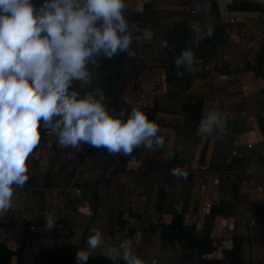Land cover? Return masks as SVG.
<instances>
[{
	"label": "rangeland",
	"instance_id": "obj_1",
	"mask_svg": "<svg viewBox=\"0 0 264 264\" xmlns=\"http://www.w3.org/2000/svg\"><path fill=\"white\" fill-rule=\"evenodd\" d=\"M125 15L130 24L138 18L127 10ZM137 26L139 30L133 34L132 45L136 52L135 58L119 54L118 65L112 68L108 65L107 69L100 66L103 61L100 59L99 67L93 70L92 83L80 85L77 82L75 85L81 96L89 95L103 101L116 114L121 109L127 112L133 107L137 108L133 101L138 98V89L141 87L140 73L148 66L161 64L157 59L154 63H146L142 58L144 51L139 48L136 35L144 33L147 26ZM173 33L174 31L169 30L167 37H164L169 45L173 44L174 38L180 36L179 33ZM164 49L170 51L167 46ZM186 76L187 72H184L183 78ZM177 97L170 103L171 106L165 100L162 104L156 97L158 99L155 105L145 110L149 119H155L158 123L159 134L165 137L163 149L148 150L141 147L134 149L130 156L115 154L113 157L104 148H95L96 151L90 154L89 147L83 146L76 152L74 163H70V176L79 177L69 181L64 179L63 184H60L61 190L57 193L59 192V196L67 195V199L55 208L56 214H59L57 224L52 230H46L47 237L52 233L54 238L58 240L61 237L62 240L45 250L60 252L63 245L71 243L69 239L76 232L82 237L77 246L86 249L90 230L99 229L105 237L103 247L107 248V252L96 249L91 252L90 258L110 257L113 252L108 249L114 250L123 240H131L133 253L142 257L146 264L152 259H156L158 264L199 262L202 255L196 250H186L176 240L162 239L161 233L171 222L173 215L182 213L186 224L196 225L197 235L210 233L215 248L209 257H225L226 252L234 248L233 238L243 236V261L236 264H264V233L252 212L253 202L263 203L264 173L259 165L264 167V157L257 155V151L242 157L233 156L232 150L236 143V128L235 131L231 129L233 124L231 127L226 126L219 138L215 135L197 136L195 130L203 115L201 99L188 102L183 92ZM171 129H176L175 133ZM49 135L52 134L45 131L41 141L47 143L46 148L61 152L56 141H47ZM202 151L206 153L203 159L200 157ZM168 152L175 154L172 161L168 160ZM47 153L45 151V155ZM208 156L211 158L213 172L206 177L202 175L201 167ZM50 158L53 159V155ZM38 161L39 156L31 154L27 161L28 169L35 167ZM77 161L83 166L81 172L77 171ZM50 162L54 164L55 161ZM65 163L55 167L59 169L58 174L64 175ZM97 164L99 170L93 171ZM174 164L187 171L186 179H177L168 174ZM253 167L255 169L252 171ZM48 172L50 171L46 172L44 182L51 185L53 175ZM216 175L219 184L213 182ZM28 176L23 188L16 189L15 193L26 188L28 184H35L36 175L28 172ZM222 181L227 189L221 194ZM202 184L207 185L209 196L201 189ZM69 187H73V191L65 190ZM82 206L86 209L89 206L90 212L88 209L86 219L77 230L74 225H70L68 212ZM58 223L65 226L59 227ZM160 243L165 248L164 252L159 250Z\"/></svg>",
	"mask_w": 264,
	"mask_h": 264
},
{
	"label": "clouds",
	"instance_id": "obj_2",
	"mask_svg": "<svg viewBox=\"0 0 264 264\" xmlns=\"http://www.w3.org/2000/svg\"><path fill=\"white\" fill-rule=\"evenodd\" d=\"M126 10V0H0V214L10 209L14 191L29 179L27 161L40 143L42 127L65 149L86 144L104 148L109 155L130 156L141 147L164 148L165 137L145 110L133 107L116 114L103 101L81 96L75 87L77 82L92 83L100 59L122 53L136 57L133 34L139 29L130 24ZM201 11L196 6L193 14ZM214 31L210 21L194 40L185 41L174 60L177 76L198 71L202 60L195 49ZM226 126L222 114L212 110L202 115L195 134L219 138ZM174 155L168 152V160ZM168 174L177 179L188 176L178 164ZM45 220V230H52L54 217ZM104 244L101 231L91 229L87 248L75 252L77 264H87L91 252ZM108 251L113 252L114 264H146L133 253L131 240Z\"/></svg>",
	"mask_w": 264,
	"mask_h": 264
},
{
	"label": "crops",
	"instance_id": "obj_3",
	"mask_svg": "<svg viewBox=\"0 0 264 264\" xmlns=\"http://www.w3.org/2000/svg\"><path fill=\"white\" fill-rule=\"evenodd\" d=\"M242 2H250L258 8L230 9V5ZM126 3L128 13L138 16L132 22L147 26L144 29V32L147 30V35H136L139 48L144 51L142 58L146 63H154L155 59L161 61V64L148 66L140 73L141 87L138 89V98L133 101L136 107L148 110V107L155 105L158 98L162 104L165 100L171 106L170 103H173L181 92L186 94L185 100L188 102L201 99L203 115L218 110L227 120V126L231 127L233 124L231 129L234 131L236 128V142L242 145L241 157L254 151L264 157V131L260 129L258 121V116H264V0H213V7L210 0H126ZM207 3H210V13L207 11ZM196 6L202 11L193 14ZM210 21L215 29L213 37L204 39L195 49L197 57L202 60L198 71L187 73L184 78L177 76L174 60L179 55L176 50V40L179 37L174 38L171 45L164 37H167L169 30L178 33L175 27L183 22L194 40ZM166 46L170 49L169 52L164 49ZM242 120L245 127L238 128L236 124ZM171 130L174 133L176 131ZM49 136L48 142H57L55 136ZM249 143H252L251 148L247 147ZM83 146L93 149L90 154L96 151L93 147L81 144L77 148H61V153L46 148L47 143L41 141L33 152V156H39V161L35 167L29 168L28 172L36 175V182L33 181L35 184H28L18 193L14 192L10 209L0 214V243L6 244L14 251V264L32 261L41 249H48L53 243L62 240L61 237L58 240L54 238L52 233L49 237L46 236L45 218L54 217L55 225L59 221L55 208L59 203L66 202L67 195L59 196L57 191L61 190L60 184H63L64 179L69 181L79 177L75 175L71 178L70 163H74L76 152ZM66 150L69 152L66 153ZM45 151L48 152L46 155ZM52 155L53 159L50 158ZM208 157L207 160L211 162L210 156ZM50 160L55 161L54 164ZM64 163V175L58 174L59 169L55 167ZM253 164L256 165V162ZM82 167L77 161L78 172H81ZM259 167L264 173V167L261 164ZM97 169L99 170L98 164L92 170ZM254 169L255 167L252 171ZM47 171L53 175L51 185L44 182ZM65 190L71 192L73 187ZM203 191L209 196L207 189ZM262 201L264 203V198ZM88 209L89 206L87 209L82 206L69 211L70 225H74L78 230L87 217ZM58 225L65 226L60 223ZM81 239L80 234L76 232L69 241L79 245ZM158 246L159 250L164 252L163 244ZM98 249L107 252L105 247Z\"/></svg>",
	"mask_w": 264,
	"mask_h": 264
},
{
	"label": "trees",
	"instance_id": "obj_4",
	"mask_svg": "<svg viewBox=\"0 0 264 264\" xmlns=\"http://www.w3.org/2000/svg\"><path fill=\"white\" fill-rule=\"evenodd\" d=\"M213 7V0H210ZM258 7L250 2L236 3L233 6L230 5V9L234 10H252ZM176 31L180 34L179 38L176 40V50L180 53V50L185 47V41H192L193 37L189 28L180 22L176 27ZM118 57L112 59H103L100 66L103 69L113 67L118 65ZM112 61V62H111ZM114 64V65H113ZM201 102V101H200ZM259 126L262 131H264V116H258ZM45 132L43 127L41 128V140L42 135ZM40 140V141H41ZM93 149H89L88 153H92ZM205 151L201 152V158L203 159ZM115 155H112V157ZM220 182V181H219ZM224 182L222 181V184ZM219 184V183H218ZM221 194L226 192V184L220 186ZM252 212L256 216V220L261 225L264 233V205L261 201H256L252 203ZM195 224H186L184 222V215L182 213H175L172 217L171 222L166 225L161 233L162 239L165 241L176 240L180 243L186 250H196L202 255L199 262H180L179 264H236L243 261V247H244V237L233 238L234 248L226 252L225 257L216 258L209 257L208 255L213 252L214 240L212 239L209 232H204L202 235H197ZM264 242V241H263ZM80 249L75 244H65L62 246L60 252L50 251L42 249L38 252L36 257L29 262H19L17 264H77L75 259V252ZM14 251L4 243H0V264H12L14 259ZM87 264H114V261L110 257L98 256L95 258H89ZM115 264H124L123 260L115 261ZM147 264H150L147 263ZM171 264V263H165Z\"/></svg>",
	"mask_w": 264,
	"mask_h": 264
},
{
	"label": "built area",
	"instance_id": "obj_5",
	"mask_svg": "<svg viewBox=\"0 0 264 264\" xmlns=\"http://www.w3.org/2000/svg\"><path fill=\"white\" fill-rule=\"evenodd\" d=\"M231 69H233L232 67H231ZM236 126L239 128H244L245 127V122L242 120V121H238L237 122V124H236ZM48 133V132H47ZM48 134H51V133H48ZM247 147L248 148H251L252 147V143H249V144H247ZM241 148H242V145L241 144H239V142H236L235 143V146L233 147V150H232V153H233V156H241ZM202 169H201V173H202V175H204V176H206V177H208L209 175H212V172H213V170H212V165H211V162H210V160H206L204 163H203V165H202V167H201ZM213 182L215 183V184H218L219 183V178H218V176L216 175V177H214L213 178ZM201 189L202 190H206L207 189V185L206 184H202L201 185ZM63 213H66V210H63ZM64 216V215H63ZM65 217V216H64Z\"/></svg>",
	"mask_w": 264,
	"mask_h": 264
},
{
	"label": "water",
	"instance_id": "obj_6",
	"mask_svg": "<svg viewBox=\"0 0 264 264\" xmlns=\"http://www.w3.org/2000/svg\"><path fill=\"white\" fill-rule=\"evenodd\" d=\"M208 206L210 207L211 205H210V204H208Z\"/></svg>",
	"mask_w": 264,
	"mask_h": 264
}]
</instances>
